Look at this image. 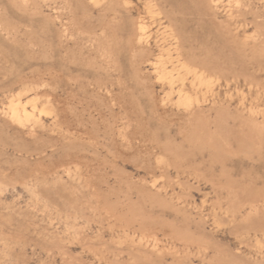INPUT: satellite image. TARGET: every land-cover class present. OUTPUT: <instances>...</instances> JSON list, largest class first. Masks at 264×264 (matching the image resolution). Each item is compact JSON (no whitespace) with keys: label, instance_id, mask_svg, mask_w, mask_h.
Masks as SVG:
<instances>
[{"label":"rangeland","instance_id":"obj_1","mask_svg":"<svg viewBox=\"0 0 264 264\" xmlns=\"http://www.w3.org/2000/svg\"><path fill=\"white\" fill-rule=\"evenodd\" d=\"M0 264H264V0H0Z\"/></svg>","mask_w":264,"mask_h":264},{"label":"bare ground","instance_id":"obj_2","mask_svg":"<svg viewBox=\"0 0 264 264\" xmlns=\"http://www.w3.org/2000/svg\"><path fill=\"white\" fill-rule=\"evenodd\" d=\"M19 105L22 106V107H19ZM23 113H27V109L23 106V104L22 105L21 104H18V107H16V109L14 110V116H15V118L18 119V120L19 119H22L21 116H22ZM19 122H21V121H19Z\"/></svg>","mask_w":264,"mask_h":264}]
</instances>
